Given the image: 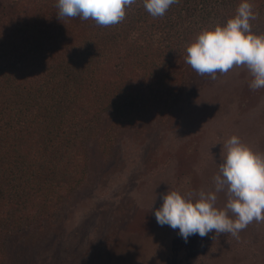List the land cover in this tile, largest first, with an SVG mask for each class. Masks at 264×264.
Wrapping results in <instances>:
<instances>
[{"label": "rangeland", "instance_id": "obj_1", "mask_svg": "<svg viewBox=\"0 0 264 264\" xmlns=\"http://www.w3.org/2000/svg\"><path fill=\"white\" fill-rule=\"evenodd\" d=\"M241 2H184L186 14L177 23L183 49L172 53L177 72L163 87L150 85L153 77H140L132 61L136 67L125 82L139 83L122 99L126 109L111 107L90 122L87 178L76 190L46 208L32 196L0 200L6 220H0V264H264V221L254 220L238 237L213 231L185 242L178 229L160 226L155 217L168 190H214L222 145L231 136L264 154V88H249L247 67L234 66L212 79L185 62L198 34L225 25ZM249 2L257 14L251 30L264 35V0ZM157 45L129 47V54L166 57L154 52ZM120 116L128 122L122 125ZM217 195L222 209L226 192Z\"/></svg>", "mask_w": 264, "mask_h": 264}, {"label": "trees", "instance_id": "obj_2", "mask_svg": "<svg viewBox=\"0 0 264 264\" xmlns=\"http://www.w3.org/2000/svg\"><path fill=\"white\" fill-rule=\"evenodd\" d=\"M184 2L154 18L136 0L120 23L105 27L79 16L59 20L58 0H0V200L32 196L46 208L82 185L86 132L99 112L125 108L122 99L139 83L125 82L129 71L137 65L156 88L176 74ZM154 42L166 57L130 55L129 47Z\"/></svg>", "mask_w": 264, "mask_h": 264}, {"label": "clouds", "instance_id": "obj_3", "mask_svg": "<svg viewBox=\"0 0 264 264\" xmlns=\"http://www.w3.org/2000/svg\"><path fill=\"white\" fill-rule=\"evenodd\" d=\"M136 0H58L59 20L79 16L91 18L99 26L120 23L126 7ZM178 0H143L152 17H162ZM253 5L242 0L236 14L225 25L202 30L186 48L185 62L200 75L227 73L234 66H246L253 79L249 88H264V35L251 30L250 21L256 20ZM221 163L214 176V190L201 189L198 193L182 194L168 190L162 194V205L155 210L160 226L178 229L187 242L191 235L206 237L231 234L238 237L254 220L264 221V154L255 152L237 135L231 136L220 152ZM226 192L224 208L216 206L218 193ZM235 219L232 218V216Z\"/></svg>", "mask_w": 264, "mask_h": 264}]
</instances>
